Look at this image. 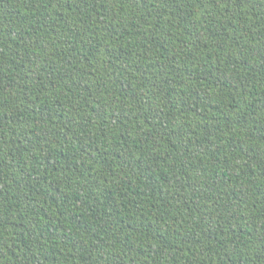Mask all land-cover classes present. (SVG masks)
<instances>
[{"label": "trees", "instance_id": "1", "mask_svg": "<svg viewBox=\"0 0 264 264\" xmlns=\"http://www.w3.org/2000/svg\"><path fill=\"white\" fill-rule=\"evenodd\" d=\"M0 264H264V0H0Z\"/></svg>", "mask_w": 264, "mask_h": 264}]
</instances>
